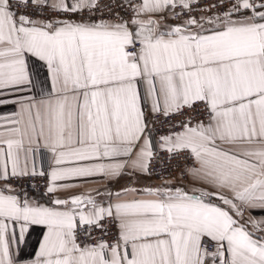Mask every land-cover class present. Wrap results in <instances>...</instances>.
Returning <instances> with one entry per match:
<instances>
[{"label": "snow or ice", "instance_id": "obj_1", "mask_svg": "<svg viewBox=\"0 0 264 264\" xmlns=\"http://www.w3.org/2000/svg\"><path fill=\"white\" fill-rule=\"evenodd\" d=\"M113 6L0 0V264L37 226L27 264H264V0Z\"/></svg>", "mask_w": 264, "mask_h": 264}, {"label": "built area", "instance_id": "obj_2", "mask_svg": "<svg viewBox=\"0 0 264 264\" xmlns=\"http://www.w3.org/2000/svg\"><path fill=\"white\" fill-rule=\"evenodd\" d=\"M112 2L114 4L113 8H112V12L113 14L119 13L122 16L125 15H131V12H127L125 13V11L121 8V7H116V4H120L121 0H101V4L102 6L104 4L110 3ZM126 2V0H125ZM215 0H199V8L198 11L202 12L204 11V8L206 5L214 3ZM105 12L108 11V9H104ZM85 15H87V13H85ZM75 19H78L79 16L73 17ZM170 20L172 22H177L174 19ZM176 119H179V117H177ZM157 128V132L154 134V141L158 140L159 136L161 135H166L169 131V126L167 123L164 124H157L156 125ZM168 154L164 151H159V159L158 160H154L153 161V168L155 170V172H160L163 174L164 177L166 178H179L180 176V172H181V168L183 167V165L186 163L189 166L191 165L192 161L188 160V161H184L183 159L180 158H173L170 161L167 159ZM162 162V163H161ZM45 166L47 165V162H44ZM146 178L151 179V180H161V176L160 175H152L150 177L146 176ZM14 185L17 186H22L25 190H27L28 192H38V193H42L44 190V185H45V179L44 178H40V177H36L35 181H33L32 177H26L23 180H16L13 179L11 181ZM33 182H35L36 184L39 185L38 189H34L32 187ZM109 228H110V232H109V236H113L116 233V229L114 226H112L111 224H109ZM94 235H99V232H94Z\"/></svg>", "mask_w": 264, "mask_h": 264}, {"label": "crops", "instance_id": "obj_3", "mask_svg": "<svg viewBox=\"0 0 264 264\" xmlns=\"http://www.w3.org/2000/svg\"><path fill=\"white\" fill-rule=\"evenodd\" d=\"M170 22L175 23V22H172L171 20ZM29 65H30V68H32L34 71H39L41 74H43L45 71L42 63L39 62L36 58H30ZM9 98L11 99L14 97L10 96ZM17 110H18V105L16 104H13V103L2 104L0 105V117H6ZM0 123H3V121H0ZM43 159H44V162L48 163L47 156H44ZM130 182L131 181L129 177L123 176L118 181L113 182L110 185V187L112 188L113 191H116V190H119L121 187L126 186ZM177 182H179L178 178H177ZM158 183H160V180L156 181V180L148 179L146 178V176H140L136 186H143V185H149V184L155 185ZM84 187L96 188V187H102V185L88 184V185H85ZM82 190L83 189L78 188V189H75L74 191L79 192ZM28 193L31 196H38V197L41 194V193H36V192H28ZM61 195H67V194L62 193ZM40 198L42 202L46 200L45 197H40ZM250 214L260 217L264 215V210H259V209L251 210ZM41 239H42V229L39 226H37L31 231L30 235L27 236V242L21 243L16 249L15 254L17 257L18 264H27L28 261L35 258V253L39 250V242Z\"/></svg>", "mask_w": 264, "mask_h": 264}, {"label": "trees", "instance_id": "obj_4", "mask_svg": "<svg viewBox=\"0 0 264 264\" xmlns=\"http://www.w3.org/2000/svg\"><path fill=\"white\" fill-rule=\"evenodd\" d=\"M36 193H38V192H36Z\"/></svg>", "mask_w": 264, "mask_h": 264}]
</instances>
